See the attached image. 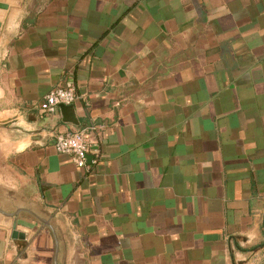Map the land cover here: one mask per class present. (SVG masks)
<instances>
[{
    "label": "crops",
    "instance_id": "crops-1",
    "mask_svg": "<svg viewBox=\"0 0 264 264\" xmlns=\"http://www.w3.org/2000/svg\"><path fill=\"white\" fill-rule=\"evenodd\" d=\"M0 198V264H264V0H0Z\"/></svg>",
    "mask_w": 264,
    "mask_h": 264
},
{
    "label": "built area",
    "instance_id": "built-area-1",
    "mask_svg": "<svg viewBox=\"0 0 264 264\" xmlns=\"http://www.w3.org/2000/svg\"><path fill=\"white\" fill-rule=\"evenodd\" d=\"M76 90L73 85L60 86L50 90L44 97L45 109L53 114L60 106H68L75 102ZM94 126L71 130L57 134L54 138V148L58 153L72 156L75 165L79 168L87 167V158H93L91 164H96L99 159V146L96 140L90 139ZM14 238L19 236L14 232Z\"/></svg>",
    "mask_w": 264,
    "mask_h": 264
},
{
    "label": "water",
    "instance_id": "water-1",
    "mask_svg": "<svg viewBox=\"0 0 264 264\" xmlns=\"http://www.w3.org/2000/svg\"><path fill=\"white\" fill-rule=\"evenodd\" d=\"M88 158H89V157H88ZM0 213L3 214L4 212H2V211L0 210Z\"/></svg>",
    "mask_w": 264,
    "mask_h": 264
},
{
    "label": "rangeland",
    "instance_id": "rangeland-1",
    "mask_svg": "<svg viewBox=\"0 0 264 264\" xmlns=\"http://www.w3.org/2000/svg\"><path fill=\"white\" fill-rule=\"evenodd\" d=\"M0 200H1V198H0ZM0 218H1V213H0Z\"/></svg>",
    "mask_w": 264,
    "mask_h": 264
}]
</instances>
